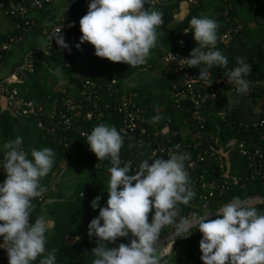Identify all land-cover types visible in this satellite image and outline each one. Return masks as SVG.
I'll return each mask as SVG.
<instances>
[{"label":"trees","instance_id":"16d2710c","mask_svg":"<svg viewBox=\"0 0 264 264\" xmlns=\"http://www.w3.org/2000/svg\"><path fill=\"white\" fill-rule=\"evenodd\" d=\"M179 1L160 0L158 4H145L146 8L162 11L164 22L156 29V44L150 50L154 52H150V57L147 58L145 64L137 67L102 58V61H99L96 66L84 74H74L70 55L73 39L82 35L80 27L76 28L75 32L62 33L70 46V51L60 49L55 39L52 42L49 56L36 47L30 48L33 51L31 70L27 71L22 81L12 82L10 86L17 88L18 97L26 102L32 101L36 108L42 106L43 109L38 115L32 113L15 114L7 101L8 108L0 107V130L5 137L15 138V136L20 135L25 138H37L35 142L32 141L29 145L25 143L21 145L22 150L28 153V159H32V149L42 150L48 147L55 153L54 164L50 172L40 179V184L46 189L43 198L32 202L33 207L30 216V221L33 223L42 216L48 219L53 227L45 233V254L38 256L31 264H40V260L47 255V252L53 250L56 256V264H92L94 257L91 255V250L96 247V237H89L88 225L93 218L99 215L100 207L107 206L106 202L109 195L107 188L110 181L109 168L112 165L110 158L99 161L94 152L92 154L87 152L88 149L90 150V146L86 142L84 134H90L92 129L99 124L115 127L120 132L122 113L117 112L113 107L114 103L119 102L120 96H136L137 104L141 105L144 110L137 120L138 127L132 133L131 142H126L119 153L120 167H123L130 160L132 161L129 174L138 171L135 167L139 163L149 160V154L158 142H163L168 149H176V142H180L179 150L188 153L190 159L197 160L194 171L203 174L206 182L213 179L220 183L221 180L225 179L230 181L229 188L216 189L212 197H208L206 194L207 202H203L194 196L187 205L177 204L180 209L179 215L175 218L177 223L181 217L198 218L208 213L210 218L215 219L217 218L216 211L234 197H239L241 202L259 198V200L245 206L255 207L258 212L264 213V132L262 133L263 128L257 124V116L245 121L241 115V108L244 106L246 111L252 101H240L238 104L236 101L234 105H230L227 96L244 95L228 93L224 88L217 91L216 98L207 100L203 105V110L208 114L205 120V129L218 137L220 142L218 147L228 153L227 162L223 164V168H220L216 165L217 160L206 154L203 160H198L197 157L199 153H202V148L190 147L193 143L191 140L193 130L191 129L197 125V122L188 119L190 112L183 110V107L188 105L186 99L179 101L180 107L173 103L172 81L174 77L171 74V67L163 61V56L169 50L189 55L190 51L197 46V42L194 40L192 31L185 33L184 30L189 29V21L192 17H209L219 24L217 29L218 46L214 50H220L228 59L226 67L213 66L210 69L212 76L218 77L221 72L227 73L237 57H244L249 60L254 67V72L259 77L262 76L264 74V38L257 40L249 28L248 22L254 21L257 25L256 31L263 32L264 0H212L208 2L207 0H198V4L190 5L187 14L181 20H176L175 14L178 11ZM9 19L15 26L12 30L0 33V66L4 65L10 56L8 45L11 38L19 39L17 37L22 32L23 20L20 18ZM236 26L239 27L237 33L227 43L219 44L221 35ZM41 30L40 26L34 25L31 28V37L36 36ZM261 36L264 37L263 34ZM156 59L162 65L158 76H156L157 80L152 81V84L138 81L137 84L129 86L128 83L133 82V78L139 73L150 71L155 66ZM19 60L12 62L8 72L0 79L8 75ZM48 62L52 64L48 66ZM200 67L206 68L207 66L201 64ZM200 67H191V69L200 70ZM114 75L117 76V81L111 84ZM87 80L90 83L86 84ZM83 90L86 91L85 94H82ZM258 95L257 92L252 91L245 96L252 98ZM83 96H91L90 103L88 102L83 107L84 112L87 109H92V102L102 109L104 116L101 123L97 122L96 118L83 120L82 114L78 117L74 116L72 127L65 128L61 125L55 128L52 122L63 119L60 110L64 112L65 104L78 103L81 99L83 100ZM5 99H7L5 96H0V103L6 101ZM239 99L246 100L244 97ZM83 102H87V100L84 98ZM106 104H110L111 107L105 109ZM53 105L56 111L52 117L49 111L54 110ZM248 109L251 111L252 106L250 105ZM219 111L224 112L220 114ZM157 115L161 116L162 119L158 122H152V118ZM253 119L255 121L251 122ZM38 121H41L44 127H38ZM33 132L34 136H31ZM232 138L237 140L244 138L254 144L255 148L261 149L262 156L256 166H252L246 157L228 146V141ZM138 141L140 143H137ZM84 147L87 149L85 150ZM218 147H215V150ZM211 150V148L208 149V151ZM139 151H144V153L137 155ZM156 155L158 159H169L160 153ZM0 159H4V155L0 156ZM63 162L68 166L71 163L76 164L79 168L92 172L90 177L77 181L71 196L65 199L62 190H60L61 192L58 190L56 194L51 190L52 184L57 183L61 173V169L57 171L55 169L59 168ZM52 173L54 181L49 185L47 180ZM188 175L189 186L191 185L194 189L195 187L192 186L194 180L190 179V173ZM196 185L198 186V182ZM97 196L101 197L99 206L93 209L91 202ZM56 201L62 205L58 211L54 210V202ZM154 211L153 208L148 214L149 223H151ZM172 226L174 225L165 226L161 230L158 240L168 235ZM202 235L194 224L189 231L176 237L169 254L162 256L158 254L160 264H203L200 259L202 252L199 246ZM74 236H78L80 239L73 240ZM120 243L128 244L130 240L119 237L114 244L108 243V247H116ZM156 248L160 249V247Z\"/></svg>","mask_w":264,"mask_h":264},{"label":"clouds","instance_id":"9594fccd","mask_svg":"<svg viewBox=\"0 0 264 264\" xmlns=\"http://www.w3.org/2000/svg\"><path fill=\"white\" fill-rule=\"evenodd\" d=\"M149 3L150 0H91L87 13L79 21L80 43L89 42L96 56L111 62H123L131 67L145 64L156 44V29L164 22L162 11L145 7ZM218 27L212 18L192 17L189 29L184 32H193L197 46L188 57L173 56L179 68L206 65L200 67L197 78L206 86L212 83L209 76L213 66L228 65L227 57L214 50ZM60 33L61 28L52 39L60 49L70 51ZM236 63L238 66L227 73V80L236 85L237 92L246 93L251 65L244 57H237ZM160 119L161 116H154L152 122ZM84 135L98 160L110 158L112 165L107 206L100 207L99 215L88 225L89 237H96V247L91 250L92 264H160L155 245L161 230L174 225L178 232H187L193 226L186 217H181L179 223L175 219L180 212L177 204L187 205L194 197L185 169L190 155L177 152L169 159H155L151 164L144 160L138 171L129 174L131 162L120 167L123 137L115 127L99 124ZM21 145L19 136L3 145L2 167L6 179L0 183V237H3L0 248L6 250L9 264H31L45 254V233L53 227L42 216L34 223L30 216L32 199L46 190L39 181L50 172L55 153L48 147L32 149V159H28ZM175 148L179 150L180 145ZM100 199L97 196L92 200L93 209L99 206ZM153 208L149 223L148 214ZM216 216L212 219L208 213L195 218V225L203 234L199 244L203 264H264V213L246 207L239 197H234L216 211ZM119 237L128 238L130 243L108 247V243L114 244ZM40 264H56L54 250L47 252Z\"/></svg>","mask_w":264,"mask_h":264},{"label":"built area","instance_id":"2783aa9c","mask_svg":"<svg viewBox=\"0 0 264 264\" xmlns=\"http://www.w3.org/2000/svg\"><path fill=\"white\" fill-rule=\"evenodd\" d=\"M54 0H0V11L1 13L8 17V18H20L23 20L22 25V32L19 37H23L31 32V28L35 25V21L33 20L32 13L35 10H39L44 8L45 6L51 4ZM160 0H150L151 5L158 4ZM180 2H184L187 6L196 5L198 4V0H180ZM226 13V12H225ZM80 18L67 20L63 23H53L49 26H45L41 33L43 35V41L41 44L36 46V48L42 51L44 54L49 56L51 54V45L54 39H52L53 35L56 33L58 29L61 28V33L72 31L75 32L76 28L80 27ZM72 26H69V25ZM238 28L232 27L227 30V32L223 33L219 39L220 43H227L234 34L237 33ZM66 42V41H65ZM67 43V42H66ZM218 43L216 44L215 48H217ZM208 49H205L207 51ZM32 49H28L23 52L22 56L17 65L11 70V72L6 75L5 77L0 79V96H5L7 98L8 104L15 114H34L38 115L42 111V106H38L37 108L33 104L32 101H24L22 98L18 97V90L16 87H11L12 82L22 81L23 78L26 76L27 71L31 70V62H32ZM178 58L188 57L187 54H182L178 51L169 50L163 56V61L165 64H168L171 67V74L173 75L174 79L172 81V91L174 96L173 103L180 107V100L186 99L188 101V105L183 107L184 112H190V116L188 119H192L197 122V125L194 126L193 134L191 140L193 143L190 147L202 148V153L198 154L197 159L203 160L204 155H208L210 157H214L216 161V165L220 168H223V164L227 162L226 156L227 152L222 151L220 146V142L217 136H214L210 131L205 129V120L208 114L203 110V105L207 102L208 99L216 98V93L219 91L220 88L226 89L228 93L234 95H244V96H227L229 99L230 105L234 103H239V100L236 98L244 97L246 100L241 101H252L251 106L252 109L250 111L249 118H255L257 116V124H259L264 132V74L259 77V75L254 72V67L249 60H246L247 63L251 65V72L248 74L247 79L250 82L249 89L246 93H239L236 90V85L234 83H229L227 80V73L235 68L237 65L236 60L232 64L231 68L228 70L227 73L221 72L218 77H213L211 72L209 76V80L212 81L210 86H206V83L197 79L199 77L200 70L191 69L189 67L179 68L177 61H175L174 57ZM117 78L112 77L111 84L116 83ZM86 84L90 83V81H86ZM111 86V85H110ZM86 90V89H85ZM85 90L82 91V94H85ZM257 92L259 95L255 97L245 96L250 92ZM135 97V98H134ZM236 97V98H235ZM84 98L87 102H83ZM91 96H83V100L81 99L78 103H66L65 107L63 108L64 112L60 110L61 117L63 119L54 120L52 122L55 128L60 127L61 125L65 128H70L74 124V116L78 117L82 115L83 120H91L96 118L97 122L101 123V119L104 116V112L101 108L96 106V103L92 102V109H87L85 112L83 107L86 104L90 103ZM255 99V102L253 103ZM107 105V104H106ZM22 106H24L22 108ZM53 111H49L50 116L53 117V113L56 111L55 106L53 105ZM111 106L110 104L106 106L105 109H109ZM114 109L117 112L122 113V125L119 128V133L123 137V145L126 142H131L132 133L138 127L137 120L140 118V114L144 112L141 105L137 104L136 96H120L119 102L114 103ZM22 108V109H21ZM224 111H219L220 114H223ZM95 113V114H94ZM106 115V113H105ZM110 116V115H109ZM143 119V118H141ZM60 124V125H59ZM38 127H44L41 121L37 122ZM143 131V129H141ZM84 133V132H83ZM82 133V134H83ZM264 135V133H263ZM137 143H140L139 141ZM150 144V142H149ZM181 145L180 142H176V145ZM122 145V147H123ZM228 146L231 149H236L243 157L251 163L252 166H256L259 158L262 156V151L259 147L255 148L256 146L246 139L237 140L235 138L229 139ZM215 147H218L215 150ZM212 149L208 151V149ZM86 150L87 147H84ZM88 153L92 154V151L88 149ZM185 153V151H180L177 149H168L163 142H158L156 146H154L149 154V160H147L150 164L152 160L158 159L157 153L164 155L167 158H170L172 154L175 153ZM139 153H144V151H139ZM97 158V156L95 155ZM197 160L188 159L185 161V169L188 173H190V179L194 180L193 185L195 188L193 189L191 185L189 186L191 190L194 192V196L199 198L203 202H207L208 197H212L215 193L216 189H227L230 187V181L228 179L221 180V183L213 179L210 182H206L204 179L203 174H198L194 171V166ZM129 162L132 163L130 160ZM4 163V159H0V183H3L6 179V173L2 167ZM141 163H139L140 165ZM139 165L135 168L139 170ZM193 177V178H192ZM198 182V186L196 185ZM40 183V181H39ZM208 197H207V195ZM43 198V194L40 197L32 199V202L39 201ZM259 200V198L251 199L248 201L242 202L244 205L251 204ZM33 205V203H32ZM211 215V214H210ZM195 222L193 223V225ZM184 234V232H178L175 226H172L171 232L160 238L155 245L156 247H160V256L169 254L172 246L174 245L176 237ZM3 237H0V243H2ZM170 246L167 251H165V244H169ZM0 264H9L8 255L5 249L0 248Z\"/></svg>","mask_w":264,"mask_h":264},{"label":"rangeland","instance_id":"374dc122","mask_svg":"<svg viewBox=\"0 0 264 264\" xmlns=\"http://www.w3.org/2000/svg\"><path fill=\"white\" fill-rule=\"evenodd\" d=\"M208 1H212V0H207ZM189 10V8H188ZM9 25H12L10 20L4 16L1 11H0V33H3L5 30L9 29ZM248 26L250 28V30L254 33V37H256L257 40L263 39L264 37L261 36V34L264 35V30L263 32L261 31V33L258 32V30L256 31L257 25L254 21H249L248 22ZM238 29L239 27L236 26ZM264 29V28H263ZM80 37L78 36L75 39H73V43H72V48H71V67L73 70V73H80V74H84L87 70L92 69L94 66H96L97 63H99V61H102V58L98 57L95 55V48L93 45H91L89 42H84V43H80ZM40 43V42H39ZM80 44V47L77 48L76 45ZM152 50V49H151ZM150 52H154V51H150ZM155 54V53H154ZM150 57V56H149ZM148 57V58H149ZM10 61V58L7 59V63ZM50 63V64H49ZM51 62H48V66L51 65ZM161 64L159 63V61L156 59L155 60V66L150 70V71H142L141 73L138 74V76H135L133 79V82H129V86H133L134 84H137L138 81L141 83H150L152 84V81L155 82L156 76H158L159 71L161 69ZM76 73V75H80ZM116 77L117 76H113ZM55 80H59V79H55ZM54 80V81H55ZM63 82V79H61ZM155 80V81H154ZM59 81V83H62ZM148 84V85H150ZM154 84V83H153ZM59 86V85H58ZM38 97V96H37ZM36 97V98H37ZM236 98V97H235ZM238 99V98H236ZM239 103H240V99ZM234 105V104H233ZM250 106V105H249ZM248 106V107H249ZM0 107H3L0 103ZM241 107V106H240ZM247 107V110L245 111V107L243 106L241 108V115L243 116V120L245 121H249V109ZM239 113V112H238ZM255 119H253L251 122H254ZM19 137L22 138V144L25 143L26 145H29V143H32L36 141V137H30V138H25L24 136H20L17 135ZM15 136V138L17 137ZM31 136H34V132L31 133ZM14 137H5L2 135L1 130H0V156L4 155V149H3V145L10 140H14ZM24 146V145H23ZM63 162L59 168H56L55 170H60V175L58 176V181L55 184H52L53 180V173L48 177L47 182L49 183V185L52 184L51 186V190L54 191V193L56 194V192L58 193V190H62L63 191V198H69L71 196L72 190L75 187V184L77 181L84 179L85 177H90L91 173L90 171H87L85 169L79 168V166H77L76 164H70L69 166ZM67 165V166H66ZM63 169V170H62ZM61 192V191H60ZM54 194V195H55ZM55 198V197H54ZM57 199V198H56ZM55 206H54V210H59L61 209L62 205L60 204V202H54ZM46 221H49L48 219H45ZM189 220H191L193 223L195 222V218L194 217H190ZM76 239V236L73 237V240ZM170 246L169 244H165L163 247H165V251L168 250ZM159 252V253H158ZM158 254L160 255V251L158 248H156L155 250V255L158 258Z\"/></svg>","mask_w":264,"mask_h":264},{"label":"crops","instance_id":"0c3cea01","mask_svg":"<svg viewBox=\"0 0 264 264\" xmlns=\"http://www.w3.org/2000/svg\"><path fill=\"white\" fill-rule=\"evenodd\" d=\"M90 2L91 0H54L51 4L42 9L33 11L30 15H32L35 25L40 26L43 29L45 26H49L53 23H63L67 20L81 19L87 13ZM189 7L190 6H187L184 2H180L178 5V11L175 14V19L181 20L187 14ZM10 22L12 25H9L10 28L3 33L14 28L15 24H13L12 20H10ZM17 38L19 39L11 38V42L8 45L10 48V61L0 66V77L8 72L11 63L18 61L23 52L38 46L43 41L41 31L34 37H31L30 32L23 37ZM5 100L6 101L1 102V105L3 108H8L7 99Z\"/></svg>","mask_w":264,"mask_h":264}]
</instances>
